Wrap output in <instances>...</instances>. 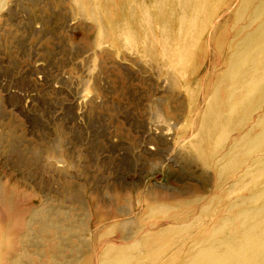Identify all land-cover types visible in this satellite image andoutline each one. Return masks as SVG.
<instances>
[{"label": "rangeland", "instance_id": "374dc122", "mask_svg": "<svg viewBox=\"0 0 264 264\" xmlns=\"http://www.w3.org/2000/svg\"><path fill=\"white\" fill-rule=\"evenodd\" d=\"M133 1L117 0V12L122 34L141 41L155 0H138L153 9L136 12L146 33L130 21ZM225 4L233 12L239 0ZM106 17L79 0H8L0 12V225L23 218L14 264H70L96 230L123 223L124 236L134 234L150 198L173 205L216 193V171L186 147L194 93L166 72L158 24L151 59L123 39L109 42ZM250 24L242 18L238 29Z\"/></svg>", "mask_w": 264, "mask_h": 264}, {"label": "bare ground", "instance_id": "6f19581e", "mask_svg": "<svg viewBox=\"0 0 264 264\" xmlns=\"http://www.w3.org/2000/svg\"><path fill=\"white\" fill-rule=\"evenodd\" d=\"M79 1L96 15L107 13L113 33L109 42L123 39L130 50L151 59L157 58L153 21L158 24L166 72L194 93L186 147L203 167L216 171L217 184L210 200L193 196L171 205L150 198L154 202L148 203L134 234L124 236L123 223L96 230L92 247L77 249L70 264H264V0H239L233 12L224 11L229 0H174V7L155 0L157 12L146 22L149 37L141 41L132 32L122 34L117 0ZM7 2L0 0V12ZM132 8L133 28L146 33L136 14L138 0ZM139 10L153 13L151 6ZM245 17L251 19L249 33L238 29ZM174 21L184 33L180 45L173 42L174 35L176 41L181 37ZM181 24L186 25L183 31ZM158 115L167 119L170 113L159 110ZM2 207L16 212L11 204ZM22 219L1 218L2 264L15 263L19 232L14 228ZM149 219L159 221L147 225Z\"/></svg>", "mask_w": 264, "mask_h": 264}]
</instances>
